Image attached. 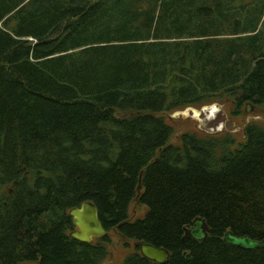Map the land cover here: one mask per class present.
Instances as JSON below:
<instances>
[{
	"label": "trees",
	"instance_id": "1",
	"mask_svg": "<svg viewBox=\"0 0 264 264\" xmlns=\"http://www.w3.org/2000/svg\"><path fill=\"white\" fill-rule=\"evenodd\" d=\"M215 103L264 111V0H0V264H103L110 237H70L85 202L163 264H264L224 241H264V126L169 123Z\"/></svg>",
	"mask_w": 264,
	"mask_h": 264
},
{
	"label": "water",
	"instance_id": "2",
	"mask_svg": "<svg viewBox=\"0 0 264 264\" xmlns=\"http://www.w3.org/2000/svg\"><path fill=\"white\" fill-rule=\"evenodd\" d=\"M219 104H213L203 107L201 110L187 108L182 111H175L168 115L170 120L192 118L198 120L201 112L209 115L213 108L219 107ZM253 107L248 104L246 112H251ZM143 173V172H142ZM142 175V174H141ZM69 215L75 230L70 233V237L78 240L79 242L92 244L95 239L104 238L108 236V231L105 229L100 216L98 208L92 202H85L78 208L70 210ZM207 225L204 220L196 219L193 227L187 230L186 236L197 241H204L207 238ZM224 241L232 246L243 250H256L264 248V241L252 240L247 236L237 237L231 232H227L224 236ZM139 247L140 253L143 257L156 262L166 263L169 260V252L164 248H157L154 245L139 241L136 243Z\"/></svg>",
	"mask_w": 264,
	"mask_h": 264
},
{
	"label": "rangeland",
	"instance_id": "3",
	"mask_svg": "<svg viewBox=\"0 0 264 264\" xmlns=\"http://www.w3.org/2000/svg\"><path fill=\"white\" fill-rule=\"evenodd\" d=\"M219 105L220 106L217 107L218 109L214 108L215 115L209 116L207 113L201 112L198 120H193L192 118L168 120L174 127L175 138H179L186 132L215 134L226 131L237 135V138L241 139L243 138L244 129L249 123H258L264 126V111L261 108H253L251 112H244V115L240 117H233L231 116V108L229 105ZM174 142L177 144L178 139L174 140ZM147 210L148 209L144 205L139 204L137 200L133 201L129 208L131 220L134 221L143 218ZM108 237L111 238L112 245L108 247L110 253L103 264H122L124 259L135 251V243L133 241L121 239L115 231L109 232Z\"/></svg>",
	"mask_w": 264,
	"mask_h": 264
},
{
	"label": "bare ground",
	"instance_id": "4",
	"mask_svg": "<svg viewBox=\"0 0 264 264\" xmlns=\"http://www.w3.org/2000/svg\"><path fill=\"white\" fill-rule=\"evenodd\" d=\"M216 109H217V108H216ZM211 114H212V115H215V114H214V108L211 110Z\"/></svg>",
	"mask_w": 264,
	"mask_h": 264
},
{
	"label": "clouds",
	"instance_id": "5",
	"mask_svg": "<svg viewBox=\"0 0 264 264\" xmlns=\"http://www.w3.org/2000/svg\"><path fill=\"white\" fill-rule=\"evenodd\" d=\"M215 104H216V103H215ZM217 104H218V103H217ZM211 105H213V104H211ZM207 106H208V105H207ZM204 107H205V106H204ZM202 108H203V107H202ZM202 108H201V109H202ZM217 109H218V108H217ZM208 115H209V114H208ZM209 116H211V115H209ZM135 246H136V244H135Z\"/></svg>",
	"mask_w": 264,
	"mask_h": 264
}]
</instances>
